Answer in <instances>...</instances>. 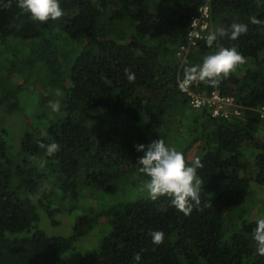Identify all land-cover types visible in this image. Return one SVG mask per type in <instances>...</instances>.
I'll return each mask as SVG.
<instances>
[{"label":"trees","instance_id":"trees-1","mask_svg":"<svg viewBox=\"0 0 264 264\" xmlns=\"http://www.w3.org/2000/svg\"><path fill=\"white\" fill-rule=\"evenodd\" d=\"M7 3L0 0V113L11 116L0 124V264H135L137 253L139 264H264L252 239L264 217L263 201L255 204L264 187V121L256 112L264 106V24L250 23L264 21V0H60L64 16L46 23ZM203 6L208 31L191 40ZM233 23L247 32L207 45L210 32ZM217 45L235 46L246 63L218 87L194 89L233 96L240 118L193 115L179 89L184 67ZM25 90L34 92L30 108ZM182 115L187 125L171 120ZM158 138L185 156L191 140L202 142L195 156L204 165L202 210L185 216L167 197L152 201L139 191L146 177L135 146ZM53 142L59 151L45 156L38 144ZM62 215L74 220L66 232L57 230ZM155 231L164 233L159 245L149 236Z\"/></svg>","mask_w":264,"mask_h":264},{"label":"clouds","instance_id":"clouds-1","mask_svg":"<svg viewBox=\"0 0 264 264\" xmlns=\"http://www.w3.org/2000/svg\"><path fill=\"white\" fill-rule=\"evenodd\" d=\"M12 0H8L6 7H11ZM17 7L30 16L34 21L46 23L57 21L64 16V10L60 6V0H16ZM252 24H264V21L250 18ZM248 26L242 23H233L228 29H220L218 32H210L206 37V43L212 47L218 37L227 36L230 40H236L245 34ZM198 35V34H197ZM217 51L202 57V62L183 69V78L178 79L179 89L187 92L190 87L199 82L216 88L222 79L234 73L240 66L246 63V58L233 47H222L217 45ZM130 83L135 82V74L130 69L124 70ZM56 96H61L59 89L55 90ZM186 105L187 101H186ZM52 111L59 112V100L52 103ZM189 107V106H188ZM190 109V108H189ZM38 147L45 152V156L51 157L59 151L58 143H39ZM136 151L142 153L137 161L138 171L146 177L139 187L141 193L155 201L161 197L169 199L170 206L185 216H189L193 210H202L201 188L203 180L198 176L197 171L204 167L199 158L188 162L182 151L175 147L168 146L163 139H156L147 146L137 145ZM146 149V150H145ZM47 160L41 158L39 166L43 168ZM211 207L210 202L208 203ZM152 243L159 245L163 242L164 233L161 231L149 232ZM255 243V251L259 256L264 257V217L256 220V227L252 233ZM141 256L137 253L133 257L135 264H139Z\"/></svg>","mask_w":264,"mask_h":264},{"label":"built area","instance_id":"built-area-1","mask_svg":"<svg viewBox=\"0 0 264 264\" xmlns=\"http://www.w3.org/2000/svg\"><path fill=\"white\" fill-rule=\"evenodd\" d=\"M208 1L206 0V2ZM207 17L208 7L203 6L199 9L198 15L193 18L192 30L188 33L191 40L200 39L208 31ZM187 50V47L180 48L178 56L184 59ZM195 86H197V83L193 84L187 92H183L191 110L206 111L211 118L221 120H227L230 117L240 118L243 115L244 108L236 102L233 96H223L218 92L201 95L195 92ZM256 112L259 118L264 121V106L259 107Z\"/></svg>","mask_w":264,"mask_h":264},{"label":"rangeland","instance_id":"rangeland-1","mask_svg":"<svg viewBox=\"0 0 264 264\" xmlns=\"http://www.w3.org/2000/svg\"><path fill=\"white\" fill-rule=\"evenodd\" d=\"M180 63L182 62V59L181 60H178ZM178 61L177 60H175L174 61V63H178ZM20 97H21V100L25 103V104H23L24 106L23 107H26V108H30V103L33 101V100H35V97H34V92H32V90L31 91H28V90H25V91H23V93L22 94H20ZM185 108H186V111H189L190 109H189V107L187 106V105H185ZM191 111V110H190ZM189 111V112H190ZM192 112H193V110H192ZM178 113V112H177ZM194 114L193 115H197L196 113L197 112H193ZM10 115V113H8L7 114V112H3V113H0V124H6V123H8V120L10 119V117L11 116H9ZM178 116V115H177ZM172 119V121H174V122H176V121H179L180 119L182 120V122L179 124L180 126H183V125H187V123H186V118L182 115V117H175V116H172L171 117ZM191 122V120L189 119V123ZM178 125V126H179ZM175 126H177V124H175ZM179 128V127H178ZM178 128H175V132H178V133H180V135L181 136H183V137H186L187 138V135H188V132H187V130L186 129H184V128H181V130L179 131V129ZM189 138H187V140H188ZM191 143H192V146H191V148L186 152V159L188 160V162H191L194 158H195V156H196V154H197V152L199 151V147H200V145L202 144V142L201 141H190ZM169 146V145H168ZM171 147V146H170ZM255 198L257 199V200H255L256 202H255V204H257V203H261L262 201V203L261 204H259L261 207H262V209H260V208H258L257 209V213H258V215L259 216H262L263 214H261V211L263 210L264 211V187L263 188H258V189H256V192H255ZM81 205L83 206L84 205V202L83 201H81ZM81 206V207H82ZM75 214V213H74ZM251 218L252 219H256V218H258V216H257V214H251ZM61 221H62V228L60 227L59 229H57V230H64L65 232H66V230L65 229H67V230H69V225L68 226H65V224L66 223H69V221H71V223L74 221V220H72V216H66V215H62V219H61ZM70 223V224H71ZM79 243H84V244H86V240H84V241H80ZM87 245V244H86Z\"/></svg>","mask_w":264,"mask_h":264}]
</instances>
